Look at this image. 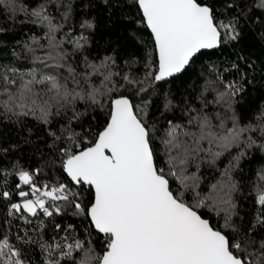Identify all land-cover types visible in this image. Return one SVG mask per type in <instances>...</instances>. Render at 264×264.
Wrapping results in <instances>:
<instances>
[{"label": "snow or ice", "instance_id": "snow-or-ice-1", "mask_svg": "<svg viewBox=\"0 0 264 264\" xmlns=\"http://www.w3.org/2000/svg\"><path fill=\"white\" fill-rule=\"evenodd\" d=\"M135 3L151 33L156 59L145 65L142 80L137 81L128 74L123 76L125 85L133 88L166 82L187 71L202 50L215 49L221 43L240 38L234 18L227 23L217 22L214 9L199 0H135ZM0 5L15 10V0H0ZM257 7L264 9V0H258ZM32 15L35 23L47 28V51L35 55L32 44L39 45V40L32 37V44L25 45L33 54L31 68H0V97H6L0 99V108L17 119L32 117L45 125L68 108L74 109L77 101L99 105L108 114L106 125L90 146L75 143L78 134L70 129L71 120L69 127L63 129L76 150L60 148L62 170L73 185L87 186L94 193L89 206L80 203L79 193L66 184L50 189L45 185L41 189L29 171L17 173L19 182L15 187L20 201L9 204L10 217L19 215L25 223H30L27 217H36L38 213L49 218L60 215L64 210L57 204L60 201L64 206L74 205L75 214L83 215L104 237L106 250L100 256L93 255L91 248L85 250L84 242L79 239L69 242L65 238L63 244H42L49 256L59 252L55 259H46V264H61L77 251L84 255L76 264H264V234L255 235L257 227L264 228V190L257 194L260 209L251 226L245 231L233 221L237 215L233 194L238 185L232 172L247 150L257 146L256 140L246 133L258 128L264 136V112L258 118V125L241 126L235 115L233 98L243 88L235 83L224 84V91L217 92L212 101L226 112H232L231 117L219 112L213 117L205 111L208 105L202 101V108L187 109L186 124L168 121L163 135H159L158 129L139 115L147 116L148 101L135 105L123 93L114 95L118 89L113 77L119 73L112 71L115 61L111 57L98 64L85 57V71L77 73L67 58L83 51L88 37L81 33L72 40L73 53H69L63 50L64 42L56 40L55 34L62 25L53 23L43 8L33 11ZM81 28L90 30L94 24L86 20ZM62 69L67 71V76L61 75ZM94 76L102 77L99 87L92 83ZM147 90L139 87L136 94ZM101 97L106 99L102 101ZM170 107L171 101L165 97V109ZM79 115L74 112L72 119ZM63 132L61 136L54 132L49 135L60 140ZM157 136L166 167L158 164L154 147ZM258 147L264 152V144ZM233 149L238 154L221 171V179L202 191L200 177L196 172L190 173L189 167L196 163L198 172V162L203 158L214 164ZM258 175L264 182V170ZM21 185L29 186L30 191L23 190ZM0 199L11 201L12 193L0 191ZM204 209L222 217L223 223L214 226L206 218L207 213L201 211ZM55 227L61 230L60 224ZM0 264H25L20 250L11 244L6 233L0 236Z\"/></svg>", "mask_w": 264, "mask_h": 264}, {"label": "trees", "instance_id": "trees-1", "mask_svg": "<svg viewBox=\"0 0 264 264\" xmlns=\"http://www.w3.org/2000/svg\"><path fill=\"white\" fill-rule=\"evenodd\" d=\"M199 2L214 9L217 22L227 23L234 18L240 38L221 43L217 49L202 51L187 71L152 87L145 83L133 88L125 85L123 80L125 74L137 81L142 80L145 65L156 59L151 33L143 23L135 0H15L14 11L0 5V68H31L33 54L28 52L25 45L32 44V37H36L39 45L44 46L41 48L32 44L35 55H43L47 51V28L35 23L36 18L32 15L33 11L43 8L53 23L62 25L55 35L57 42H64V51L73 53L71 41L81 33L88 37V44L83 51L70 55L67 63L73 65L77 73H82L85 71V57L97 64L106 57H111L115 61L112 71L119 73L113 77V83L118 89L114 95L123 93L135 105L148 101L147 116L144 113L139 115L150 126L154 125L159 135H163L168 121L186 124V112L190 106L200 109L203 103H207L205 111L213 117L217 112L231 117L232 112H226L220 105L212 103L217 92L224 91V84L227 83H235L243 88L233 98L232 106L240 125H258V118L264 112V9L257 7L258 0ZM228 4L233 7L229 8ZM86 20L91 21L94 28L82 29L81 24ZM61 75L67 76L68 73L62 69ZM101 79L102 77L94 76L92 83L99 87ZM121 85L125 86L120 87ZM84 87L87 88L88 85L85 84ZM139 87L148 90L137 95ZM12 90L15 91V88L12 87ZM165 97L171 101V107L167 110ZM4 98L6 97H0ZM105 99L101 97L102 101ZM74 112L80 114L76 119H72ZM107 119L105 109L83 101H77L74 109L70 107L61 115L52 117L51 123L47 125L32 117L17 119L0 108V191L12 193L11 201L0 199V236L8 234L11 244L20 250L25 264H46V259H55L59 252L49 256L41 245L54 242L63 244L65 238L69 242L74 239L83 241L85 250L91 248L93 255L100 256L106 250L103 235L98 234L83 215L75 214L74 205L64 206L63 202L58 201L64 207L62 214L49 218L38 213L36 217H27L30 223H25L19 215L10 217L8 207L10 203L20 201L15 187L20 170L29 171L35 182H47L55 186L61 183L68 185L72 191L79 193V202L85 207L89 206L93 200V192L87 186L81 188L73 185L62 170L63 157L60 148L76 150L73 142L67 140V133L63 129L69 127L71 120L70 129L78 134L75 143L87 147L90 142H94ZM228 126H231L230 119ZM49 132L58 136L63 132V135L60 140H56ZM248 135L256 140L257 146L247 150V155L232 172L238 185V190L233 194L237 213L233 221L245 231L251 226L260 209L256 203L257 194L264 190V182L259 180L258 175L264 170V152L258 147L264 144V136L258 128L255 132L246 133ZM154 147L157 149L158 164L166 167L163 164L159 136L154 140ZM237 154L238 150L233 149L214 164L209 163L208 158H203L198 162V172L196 163L188 171L197 173L201 179V190L207 191L209 185L221 179V171ZM21 188L27 191L26 185ZM201 211L207 213V209ZM206 218H210L214 226L223 223L222 217L218 218L213 213H207ZM40 221H43V226H40ZM56 224L61 225V230L56 229ZM261 234H264V228L257 227L255 235ZM83 255L82 251H77L71 259L62 260L61 264H76Z\"/></svg>", "mask_w": 264, "mask_h": 264}, {"label": "built area", "instance_id": "built-area-1", "mask_svg": "<svg viewBox=\"0 0 264 264\" xmlns=\"http://www.w3.org/2000/svg\"><path fill=\"white\" fill-rule=\"evenodd\" d=\"M24 171H27V170H24ZM19 182V177H18V181H17V183ZM16 183V184H17ZM36 183V185L38 186V187H40L41 189H43L44 188V186L45 185H48V188L50 189L51 187H53V186H55V185H53V184H51V183H47V182H35ZM22 186V185H21ZM26 188H27V191H30V189H29V186H27L26 185ZM57 204L59 205V202H57ZM46 206H48V205H46ZM40 214H42V213H40ZM43 215V214H42Z\"/></svg>", "mask_w": 264, "mask_h": 264}, {"label": "water", "instance_id": "water-1", "mask_svg": "<svg viewBox=\"0 0 264 264\" xmlns=\"http://www.w3.org/2000/svg\"><path fill=\"white\" fill-rule=\"evenodd\" d=\"M149 32H150V31H149ZM215 49H217V48H215ZM211 50H214V49H208V50H202V51H211ZM159 83H160V82H159ZM157 84H158V83H157ZM155 85H156V84H155ZM102 129H103V128H102ZM102 129H101V130H102ZM101 130H100V131H101ZM89 146H90V145H89ZM68 179H69V178H68ZM93 197H94V193H93ZM102 235H103V234H102Z\"/></svg>", "mask_w": 264, "mask_h": 264}]
</instances>
